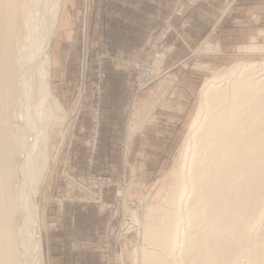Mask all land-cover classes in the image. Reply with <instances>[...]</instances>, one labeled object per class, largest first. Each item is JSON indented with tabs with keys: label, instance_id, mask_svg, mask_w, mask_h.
Segmentation results:
<instances>
[{
	"label": "rangeland",
	"instance_id": "rangeland-1",
	"mask_svg": "<svg viewBox=\"0 0 264 264\" xmlns=\"http://www.w3.org/2000/svg\"><path fill=\"white\" fill-rule=\"evenodd\" d=\"M88 1L65 0L64 27L52 50L51 85L60 104L38 199L43 264H141L147 242L140 223L175 182L203 87L233 66L263 62L264 45L251 42L256 38L244 28L246 20L226 23L225 18L222 38L209 41L210 29L198 26L207 0ZM250 22L257 21L251 16ZM186 34L193 37L188 44ZM182 55L173 70L172 59ZM151 98L170 104V111L159 105L156 115L177 116L180 124L177 135L152 144L160 164L148 153L143 157L148 170L140 172L127 126L133 111L138 123L145 120L144 105ZM111 100L125 104L117 124L110 111L103 113V102ZM17 124L11 120L13 132Z\"/></svg>",
	"mask_w": 264,
	"mask_h": 264
},
{
	"label": "bare ground",
	"instance_id": "bare-ground-1",
	"mask_svg": "<svg viewBox=\"0 0 264 264\" xmlns=\"http://www.w3.org/2000/svg\"><path fill=\"white\" fill-rule=\"evenodd\" d=\"M64 2L0 0V264L44 263L38 199L60 104L52 50ZM229 69L203 87L175 182L140 223L141 264H264V61Z\"/></svg>",
	"mask_w": 264,
	"mask_h": 264
},
{
	"label": "crops",
	"instance_id": "crops-1",
	"mask_svg": "<svg viewBox=\"0 0 264 264\" xmlns=\"http://www.w3.org/2000/svg\"><path fill=\"white\" fill-rule=\"evenodd\" d=\"M240 3H242V5H249V7L248 8L240 7L239 6ZM87 4H89L88 0H87ZM202 5L201 6H202L203 10L205 11L204 16L206 15V18H204V16H203L202 20H201V23H203V24H198V26L200 25L203 28L205 26L206 28L210 29V32L206 30V34H207L206 36H207L209 41H211V40L214 41V39L222 38V34L220 32V29L222 28V20L225 18L223 20V22L225 21L226 23L227 22L232 23L235 20L239 21V22H244V20H246V24H243L244 28L251 29V31H250V34H252L251 38H253V37L256 38V39L251 40V42L256 40V44L264 45V44H262L264 42V40L260 41V38L263 39L264 33L262 31V28H259L260 25L257 26V24H256V23H258V20H260L259 23L261 25H263V27H264V15L262 17H260L262 14H264V0H261V1H259V0H225L224 4H222V0H207L204 3H202ZM229 5H231L230 8H229ZM234 5H236L235 9L233 8ZM222 6H223V8H222ZM98 8L102 9L103 7H101V5H100V6H98ZM245 9L249 10L247 15L241 13V11H244ZM232 11H234V12L231 13ZM141 13H144V12L141 11ZM228 13H229V15H227ZM251 16H253V20L257 21L256 23L251 24V22H250ZM86 26H87V24H86ZM233 27H239V26H233ZM193 32H195V31L193 30ZM196 34L199 35L201 33H196ZM186 36H187V38L185 40V43L188 44L193 40V37L190 34H186ZM219 46L222 47V42H221V45H219ZM218 56L221 57L222 54H220ZM185 57H186V55H182L180 57H176V59H172L173 60V63L171 64V66L173 67L172 69L178 70L177 67H179L178 64H179L180 60H182ZM174 68H176V69H174ZM173 70L171 72L172 77L175 76V74H176V73H174ZM176 72H178V71H176ZM178 75H180V71H179ZM190 78H193V76H190ZM174 84H176V82ZM161 91H162V89L160 90V92ZM165 91H166V88H165ZM149 92H151V89L149 90ZM172 94H175V93H172ZM171 97L173 98V95H171ZM152 98H153V96H152ZM152 98L146 101L149 103V108L151 111H150L149 115L146 117L147 118L146 120H143V119L139 120V122H140L139 124H141V127L136 132L137 134L135 133L136 135H133L131 139H128V135H127L128 143L131 142L133 139V152H134L133 155H136V157L139 158L138 159L139 161H137L138 163L136 165L137 167H135V168H136V171H140V172H142L144 170H148L146 167V160H145V158H143V157L147 158L148 153L151 154V156H150L151 162H154L156 164H160L161 159L158 160V163H157V161L156 162L154 161V157L156 155L152 152V150H154L152 144H155V143L159 144L160 143V145H161V142L166 139V135H169L170 137L177 135V132H178L177 128H178V125L180 124V121L177 119V116L170 114L168 117H161V116L156 115V109L163 102H161L160 100H156V99L152 100ZM162 105L164 108H166L170 111V108L168 107V106H170V104H165V105L162 104ZM126 106H127V104H126ZM144 106H145V109L143 111H146L147 106L146 105H144ZM124 107H125V104H122L121 102H117L115 100H111L108 102L105 101V102H103V106H102L103 113H104V111H107V110L110 111L111 119L113 120L112 122H114L115 124H117L121 115L125 114V111H123V110H125ZM127 132H128V126H127ZM135 141L139 142V144H140L139 147L135 144ZM134 145H135V148H134ZM128 150H129V148H128ZM52 215L54 216V214H52Z\"/></svg>",
	"mask_w": 264,
	"mask_h": 264
},
{
	"label": "built area",
	"instance_id": "built-area-1",
	"mask_svg": "<svg viewBox=\"0 0 264 264\" xmlns=\"http://www.w3.org/2000/svg\"><path fill=\"white\" fill-rule=\"evenodd\" d=\"M105 181H107V180H101V183L103 184V185H112V183L110 182V181H108V183H104Z\"/></svg>",
	"mask_w": 264,
	"mask_h": 264
}]
</instances>
